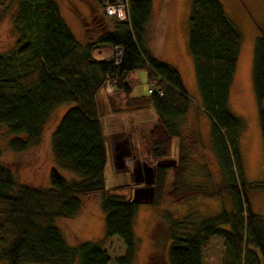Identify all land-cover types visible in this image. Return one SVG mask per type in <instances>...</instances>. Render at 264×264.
Listing matches in <instances>:
<instances>
[{
  "label": "trees",
  "instance_id": "1",
  "mask_svg": "<svg viewBox=\"0 0 264 264\" xmlns=\"http://www.w3.org/2000/svg\"><path fill=\"white\" fill-rule=\"evenodd\" d=\"M10 1L16 4L12 16L16 45L0 52V131L10 136L8 145L14 152L25 153L40 145L51 111L71 104L52 133L51 149L55 163L75 176L65 178L52 170L48 188L22 184L16 168L14 171L2 161L0 147V262L75 264L79 259L80 264H110L101 242L70 247L56 226L58 219L76 217L84 198L101 194L105 236H117L126 246L118 264H133L137 246L134 225L141 203L106 186L109 156L98 98L110 83L114 87L110 104L113 98L125 101L123 106L114 105L116 113L150 105L160 115L150 131L151 156L159 163L151 204L166 195L176 203L190 196L213 198L224 192L233 198V211L200 222L194 217L168 216L165 227L156 230L167 235L164 237L169 242L165 264H205L211 255L208 247L217 238L226 242L229 260L224 264H264V219L254 214L250 199V192L264 183L245 182L242 175L238 182L232 165L231 155L235 163L238 160L242 124L230 110V92L243 36L222 2L193 0L188 35L201 107L213 122V139L220 143L219 161L230 177L223 186L206 191L183 188L187 165L183 151L176 166L167 165L172 162L168 158L177 136L175 119L187 112L194 99L179 70L150 48L147 32L153 0H123L125 20L110 17L105 11L108 6H119L120 0H87L91 18L84 21L87 37L83 41L72 32L55 0ZM0 7L8 9L7 0H0ZM2 18L0 14V21ZM114 47L123 49L118 64L110 56ZM138 71H146L150 83L161 79L157 87H162L163 95L155 92L131 97L130 76ZM254 85L264 139V33L255 47ZM174 98L184 103L175 105ZM169 172L174 178L167 192Z\"/></svg>",
  "mask_w": 264,
  "mask_h": 264
},
{
  "label": "rangeland",
  "instance_id": "2",
  "mask_svg": "<svg viewBox=\"0 0 264 264\" xmlns=\"http://www.w3.org/2000/svg\"><path fill=\"white\" fill-rule=\"evenodd\" d=\"M55 1L59 4L62 16L72 32L79 41H83L87 37L84 29L85 22L90 21L91 18L86 3L87 0ZM219 1L222 2L227 15L239 28L243 36L234 82L230 92V110L242 124L238 140L239 155L237 164L233 159V155H231L233 170L238 182L240 181L238 176L242 175L245 182L264 183V139L260 124V107L254 85L255 47L257 40L264 33V0ZM153 2V15L148 23L147 32V34H150L149 42L153 44V52L179 70L184 84L188 87V93L196 100H194L195 105L203 110L198 83L195 80L193 58L189 51L188 35L193 0H153ZM7 3L9 5L8 9L5 10L4 7H0V14L3 16L0 21V52L11 49L13 44L16 45V33L12 27V16L16 10V4L10 0H7ZM110 56L113 57V51H111ZM158 84H160V79L151 83L148 91L147 84L138 81V84L134 87V95L150 94V89H158ZM111 86L107 84L103 89L104 92L109 90L108 92L111 94L113 90ZM195 87L199 93L198 97L192 93ZM113 93L114 90L112 95ZM98 99L102 103V107L105 105L107 108L105 109L106 117L103 118L105 120V141L109 152L105 174L107 189L115 188L117 194L136 201L134 200V191L137 187H142L141 184H136L132 178V169L137 160H131L129 167L126 169L117 167L116 161V156H118L116 148L121 142L127 144L125 138L130 140L131 147H135L132 144L134 140L133 131L130 128L126 133L123 131L122 120L119 116H116L117 113L113 109L115 108L114 105H118L116 98H113L112 104L109 103V97L108 99L106 96L104 98L102 94ZM69 108H71V104L65 103L51 111L43 128L40 145L32 147L25 153L17 154L14 152L8 145L10 136L7 132L0 131L2 161L12 165L14 171L16 168L15 173H17L18 180L22 184L37 188H48L52 170H56L65 178L75 176V174L67 172L55 163L51 149L52 133ZM199 113L198 110L197 115ZM142 117L143 120H147L150 119L151 114L145 112ZM207 121L212 130V122L208 119ZM200 130L199 127L198 129L194 128L192 137L195 141L198 140L199 143L204 144L206 137ZM210 144L202 145L204 147L199 151H187L182 155V157L185 155L187 164L184 189L200 188L213 191L230 181L228 173L224 172L225 170L219 161L220 143L214 142L213 139ZM145 145L147 144L142 143L140 139L142 151H144ZM148 146L150 148V143ZM120 147L122 148L123 145H120ZM173 151H171L170 158H172L171 156L176 157V151ZM173 160L174 158L170 161L173 162ZM154 162L156 161H152V164ZM169 173L172 174L173 172ZM172 184V181H167V186H165L167 192L172 189ZM166 196H163L157 204L138 201L141 204L134 225L137 246L133 264H165L169 242L165 238L167 235L165 236L162 231L158 232L159 230H156L159 229V226L165 227V220L168 219V216L174 215L178 218L187 216L189 219L194 217V220L200 222V220H206L234 210L233 198L227 192L213 198L203 195L190 196L180 203L173 202ZM250 199L254 214L264 219V187L250 192ZM102 200L101 194L84 198L79 214L73 219L56 220V226L60 228L70 247H78L82 242H101L102 248L107 251L111 258L110 264H118V260L126 254V246L123 240L117 236L106 238ZM225 243L221 238L211 241L208 247L211 255L205 264H224L229 260ZM0 264L8 263L0 262ZM75 264H80V260L77 259Z\"/></svg>",
  "mask_w": 264,
  "mask_h": 264
},
{
  "label": "crops",
  "instance_id": "3",
  "mask_svg": "<svg viewBox=\"0 0 264 264\" xmlns=\"http://www.w3.org/2000/svg\"><path fill=\"white\" fill-rule=\"evenodd\" d=\"M152 45L153 44L150 43V48H151V50L154 51V48ZM157 57H159L162 61L167 63V61H165V59L163 57H161L160 55L159 56L157 55ZM138 81L140 83L145 82L148 86V89H147L148 91H149V88L151 87V83L149 81L148 74L146 71L135 72V73L131 74V76H130V82L133 85V92H132L131 97L148 96V93L144 94V95H134V87L136 86V84H138ZM185 87H186V89H188L186 84H185ZM192 93L195 94L197 97L199 95L196 87L194 88V90H192ZM100 94H102L104 96V98L106 96L107 99H108V97L110 98V96H111L110 94L104 92V90H102ZM99 98H100V95H99ZM174 103H175V105L179 106L180 104L184 103V101L182 99H179V98H174ZM100 104L102 107L101 102H100ZM117 104L123 106L125 104V101L124 100L123 101L117 100ZM105 109H107V108L104 105L102 107V110H104V111L102 112V116H101L102 124H103V130H104V121H105L103 118L106 115ZM198 110L200 112L199 115H197ZM145 112L151 114L150 119L148 118L147 120H143L142 114H145ZM110 114H112V113L110 112ZM203 115H204V117H203ZM116 116H119L120 119L122 120V124L124 126L123 131H125V133H126L128 128H130L133 131L132 135L134 136V140L132 141V144H134L135 147L134 146L131 147V145L129 143L130 140H127L125 138V141L127 142V144L124 142H121L120 145H123V147L121 148L120 145H118V147L116 148L117 152L120 153V155H118V156L121 157V155H122V157H124V159H125V167L128 168L129 162L133 159L137 160L138 163L139 162L146 163L150 166L155 167V165L158 164V162L157 163L154 162V164H152V161H154V160H153V158H151L150 148L148 146V144L150 143V132L149 131H151L150 129L152 127H154L160 121V115L158 114L155 107L149 105V107L147 109L133 111V112H124L123 111L121 113H117ZM165 119H164V121H167V118H165ZM207 119L212 122L211 118L204 112V110H202L200 107H197L195 105V102L188 105L187 112L179 115L178 118L175 119L177 136L172 141L171 151L172 150H174L173 152L176 151V157L171 156L172 158H174L173 161L178 162L177 158L179 156V153H181V151H183V153H186L187 151H199L202 149V147H204L202 145L210 144L213 142V129L211 130L210 125L207 124V122H208ZM200 122H201V124H200ZM212 124H213V122H212ZM198 127L201 129L200 130L201 133L204 134L206 137L204 144L202 142L199 143L198 140L195 141L192 137V130L194 128L198 129ZM140 139H141L142 143L147 144L144 146L145 147V149H143L144 151L141 150ZM197 146H200V147H197ZM210 146H211V144H210ZM108 156H109V152H108ZM172 158L169 157L168 160H172ZM108 159H109V157H108ZM137 162H135V163H137ZM176 165H177V163H176ZM171 175H172L171 173H168L167 181L169 180L170 182L171 181L173 182L174 177ZM184 182H185V176L183 179V183Z\"/></svg>",
  "mask_w": 264,
  "mask_h": 264
},
{
  "label": "water",
  "instance_id": "4",
  "mask_svg": "<svg viewBox=\"0 0 264 264\" xmlns=\"http://www.w3.org/2000/svg\"><path fill=\"white\" fill-rule=\"evenodd\" d=\"M120 157V156H118ZM119 163L117 167L125 168V159L124 157L118 158ZM118 161V160H117ZM159 164V163H158ZM169 167L176 166V162H170L167 164ZM132 178L135 183L138 185H143L142 187H137L134 191V200L145 201L149 203H153L155 200V183H156V172L155 167L150 166L146 163H137L135 164L134 169L132 170Z\"/></svg>",
  "mask_w": 264,
  "mask_h": 264
},
{
  "label": "built area",
  "instance_id": "5",
  "mask_svg": "<svg viewBox=\"0 0 264 264\" xmlns=\"http://www.w3.org/2000/svg\"><path fill=\"white\" fill-rule=\"evenodd\" d=\"M106 12L109 16H119L121 20H125L127 18V11L125 8V5L123 4V0L119 1V6L114 7V6H108L106 7ZM118 17V18H119ZM123 56V49L120 47H114L113 49V58L116 61V64H118ZM158 93V95L162 96L164 93V90L162 87L158 89H150V94L153 93Z\"/></svg>",
  "mask_w": 264,
  "mask_h": 264
},
{
  "label": "flooded vegetation",
  "instance_id": "6",
  "mask_svg": "<svg viewBox=\"0 0 264 264\" xmlns=\"http://www.w3.org/2000/svg\"><path fill=\"white\" fill-rule=\"evenodd\" d=\"M117 155H120V153L118 152ZM116 158H117V160H118V161L116 160V161H117V164H118V163H119V159H118V158H120V157L117 156ZM124 163H125V162H124ZM137 163H138V162H137ZM137 163H135V164H137ZM135 164H134V165H135ZM134 167H135V166H134ZM134 167H133V169H134ZM133 169H132V170H133ZM132 172H133V171H132ZM142 186H143V185H142Z\"/></svg>",
  "mask_w": 264,
  "mask_h": 264
},
{
  "label": "bare ground",
  "instance_id": "7",
  "mask_svg": "<svg viewBox=\"0 0 264 264\" xmlns=\"http://www.w3.org/2000/svg\"><path fill=\"white\" fill-rule=\"evenodd\" d=\"M160 80H161V79H160ZM108 84H110V83H108ZM110 85H112V84H110ZM111 87H112V88H113V90H114V87H113V86H111ZM113 90L111 91V94H110V92H108L109 90H108L106 93H108V94L112 95V92H113ZM134 166H135V165H134Z\"/></svg>",
  "mask_w": 264,
  "mask_h": 264
}]
</instances>
